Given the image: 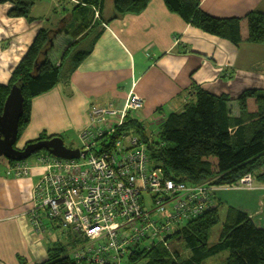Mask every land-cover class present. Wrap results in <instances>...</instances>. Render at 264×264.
Returning a JSON list of instances; mask_svg holds the SVG:
<instances>
[{
    "label": "crops",
    "instance_id": "0c3cea01",
    "mask_svg": "<svg viewBox=\"0 0 264 264\" xmlns=\"http://www.w3.org/2000/svg\"><path fill=\"white\" fill-rule=\"evenodd\" d=\"M76 1L39 0L31 11L32 22L8 17L11 5H0V85L9 83L41 30H50L53 42L48 59L60 65L77 34L81 37L89 31L79 33L84 21L77 9L81 1L78 5ZM108 1L101 19L95 15L91 20L92 12L88 13L90 27L96 22L101 25L91 54L71 77L32 100L20 149L45 134L62 138L66 146L69 138L79 140L89 125L92 106L122 108L131 92L144 100L138 119L164 116L166 120L194 102L196 89L230 97L234 117L240 114L236 100L245 90H264V45L236 46L209 35L171 13L163 0H152L139 15L117 18L114 0ZM201 8L218 19L240 18L250 12L264 13V0H201ZM9 165L0 159V264H41L54 245L68 243L47 221V232L32 231L33 188L42 169H33L29 177L13 178L7 175ZM212 200L247 213L264 229V187L220 189Z\"/></svg>",
    "mask_w": 264,
    "mask_h": 264
},
{
    "label": "trees",
    "instance_id": "16d2710c",
    "mask_svg": "<svg viewBox=\"0 0 264 264\" xmlns=\"http://www.w3.org/2000/svg\"><path fill=\"white\" fill-rule=\"evenodd\" d=\"M38 1L0 0V5H11L8 17L32 22L31 11ZM80 1L82 6L77 9L84 22L79 33L87 28L89 31L67 48L60 65L48 59L53 42L50 30H41L13 70L9 83L0 85V114L11 88L14 85L21 88L24 115L19 123L18 138L30 123L32 100L71 77L92 52L100 25L96 22L90 27L88 13L92 12L93 20L95 9L101 19L106 0ZM151 1L114 0L115 17L139 15ZM163 1L171 13L209 35L226 39L236 46L264 45V13L250 12L240 18L218 19L202 10L201 0ZM89 40L88 46L82 47ZM193 94L194 102L187 104L181 112L169 114L157 128V137L149 135L144 124L134 115L127 117L120 131H133L134 135L140 136L147 143L152 165L162 168L167 177L176 182L233 188L244 176L252 174L254 185L264 187V90L248 89L239 96L236 100L240 112L238 117L231 113L230 97L216 96L203 89H196ZM53 137L58 136L45 134L37 141ZM8 162L13 164V161ZM213 201L201 215L169 236L167 245L160 243L150 249L137 248L127 256L124 264H137L142 260L145 264H204L224 252H227L224 264H264V229L258 228L247 213ZM223 209L224 217L221 216ZM218 225L220 229L216 240H213L212 230ZM174 237L184 244L186 256H182L178 249L167 250ZM71 245H54L48 250V259L41 264H97L75 261L70 253Z\"/></svg>",
    "mask_w": 264,
    "mask_h": 264
},
{
    "label": "built area",
    "instance_id": "2783aa9c",
    "mask_svg": "<svg viewBox=\"0 0 264 264\" xmlns=\"http://www.w3.org/2000/svg\"><path fill=\"white\" fill-rule=\"evenodd\" d=\"M99 14L96 12V18ZM144 108L131 92L122 108L92 106L89 125L79 135L80 157L65 160L49 153L13 162L7 175L25 178L42 169L33 188L32 231L53 225L77 262L124 264L140 249L166 244V239L205 210L219 190L210 184L187 185L152 165L147 143L120 131L126 119ZM139 121L156 132L165 121ZM251 175L241 183L254 189Z\"/></svg>",
    "mask_w": 264,
    "mask_h": 264
},
{
    "label": "water",
    "instance_id": "95a60500",
    "mask_svg": "<svg viewBox=\"0 0 264 264\" xmlns=\"http://www.w3.org/2000/svg\"><path fill=\"white\" fill-rule=\"evenodd\" d=\"M23 106L21 88L14 85L0 114V158L13 162L25 161L43 150L59 159L72 160L80 157L79 149L67 147L60 137L37 141L17 149L15 145L19 139V123L24 115Z\"/></svg>",
    "mask_w": 264,
    "mask_h": 264
},
{
    "label": "rangeland",
    "instance_id": "374dc122",
    "mask_svg": "<svg viewBox=\"0 0 264 264\" xmlns=\"http://www.w3.org/2000/svg\"><path fill=\"white\" fill-rule=\"evenodd\" d=\"M110 0L108 1V4H110ZM76 5H78V0L76 1ZM78 7V6H77ZM96 12L97 11H95V14H96ZM97 19V18H96ZM101 26V25H100ZM79 38H81V37H78V39ZM89 42H91V40H89V41H87L86 43H84L83 45H82V47H87L88 46V44H89ZM61 51V50H60ZM58 54H60V53H58V52H56V55H58ZM54 57H55V55H53V59H54ZM141 111H139L138 112V114L140 113ZM143 121H144V123H145V119H143ZM125 133H127V134H129V135H131V134H134L133 133V131H131V132H125ZM147 133L149 134V135H154V137H157V132H152V130L148 127L147 128ZM21 138V137H20ZM20 138L18 139V142L16 143V145H15V147L17 148V149H20V147H19V142H20ZM71 141H69V142H66V144H67V146L69 147V148H73V149H76V148H79L80 147V141L79 140H77V141H75V142H72L73 141V139H71V138H69ZM77 139H78V137H77ZM73 145V146H72ZM46 151H41V152H39V153H37V154H40V153H45ZM37 154H35V155H37ZM35 155H33V156H31L29 159H28V161H31L33 158H34V156ZM2 159H5V160H7L6 158H4V157H1ZM0 158V159H1ZM248 175H251L252 176V174H248ZM247 176V175H246ZM245 177V176H244ZM243 177V178H244ZM242 178V179H243ZM241 179V180H242ZM252 179H253V181H252V183H253V187H255V185H254V177L252 176ZM241 180H240V183H239V185H237V186H235V187H233L234 189H237V190H247V191H252V190H254V189H249V188H245L243 185H242V183H241ZM258 187V186H257ZM225 188H227V187H219V190L218 191H220V189H225ZM224 212H225V209H223V211L221 212V216L222 217H224L225 215H224ZM219 229H220V226L218 225V226H216V227H214L213 228V230H212V237H211V239H213V240H216L215 238H216V235H217V233L219 232ZM56 232V231H55ZM57 237V240L59 239V237L58 236H56ZM169 247H167V250H169L170 252H171V250L173 249L174 251L176 250V249H178L179 251H180V253L182 254V256H186V250H185V246H184V244L183 243H180V242H178V239H177V237H174L172 240H170V242H169V245H168ZM69 252V251H68ZM227 257V252H224V253H221V254H219V255H217V256H215V257H212V258H210V259H208L204 264H224V261H225V258ZM137 264H145V260H142V261H140V262H138Z\"/></svg>",
    "mask_w": 264,
    "mask_h": 264
}]
</instances>
